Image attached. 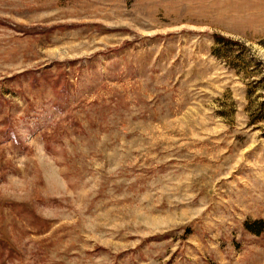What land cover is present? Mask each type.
<instances>
[{
	"label": "rangeland",
	"instance_id": "obj_1",
	"mask_svg": "<svg viewBox=\"0 0 264 264\" xmlns=\"http://www.w3.org/2000/svg\"><path fill=\"white\" fill-rule=\"evenodd\" d=\"M0 264H264V0H0Z\"/></svg>",
	"mask_w": 264,
	"mask_h": 264
}]
</instances>
